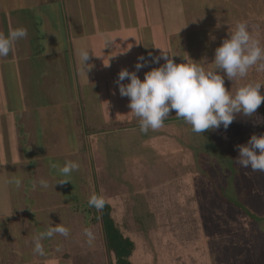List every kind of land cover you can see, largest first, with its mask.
<instances>
[{"label": "rangeland", "instance_id": "obj_1", "mask_svg": "<svg viewBox=\"0 0 264 264\" xmlns=\"http://www.w3.org/2000/svg\"><path fill=\"white\" fill-rule=\"evenodd\" d=\"M54 3L33 14L35 67H0V264H108L93 194L134 242L132 264H264V173L235 161L238 145L264 135V103L227 129L197 134L172 111L145 134L115 83L138 56L162 51L210 69L238 22L264 46V0ZM96 32L104 36L89 38ZM248 83H264V72L225 76L233 93ZM66 161L80 166L60 184L50 164ZM59 223L70 236L42 240L45 255L36 254L34 237Z\"/></svg>", "mask_w": 264, "mask_h": 264}, {"label": "clouds", "instance_id": "obj_2", "mask_svg": "<svg viewBox=\"0 0 264 264\" xmlns=\"http://www.w3.org/2000/svg\"><path fill=\"white\" fill-rule=\"evenodd\" d=\"M27 35V29L23 27L12 29L7 35L0 34V58L7 57L14 43ZM79 57L82 69L87 72L89 64L86 61L90 59V50L81 48ZM161 59L165 61L163 65L146 72L143 80L139 78L137 73L142 68L147 67L149 62L158 64ZM211 63L214 67L210 69L188 61L177 64L169 58L168 53L162 51L160 56L151 53L148 57L138 56L134 71L121 69L115 83L119 94L129 98L128 106L139 120L140 131L146 134L150 129L155 131L162 128L172 111L191 125V130L197 134L217 130L221 126L227 129L237 114L252 117L264 103V95L260 92L264 83L245 84L235 93L225 87V76L231 81L245 78L254 67L257 72H264V46L253 38L246 22L235 25L229 38L224 39L215 49ZM125 80L130 82L123 83ZM237 149L239 154L235 161L240 167L264 173V135H252L246 144L238 145ZM79 166V163L73 161H66L63 166L50 164L61 177H65L57 182L60 184L71 181L67 177L78 170ZM10 182L19 187L22 180L13 177ZM39 186L47 189L49 183L41 179ZM105 203L102 196L95 194L88 200L89 207L97 210H103ZM57 234L68 238L70 230L61 223L48 227L34 237V252L45 255L41 241ZM85 235L87 243L91 245L95 239L94 233L85 229Z\"/></svg>", "mask_w": 264, "mask_h": 264}, {"label": "crops", "instance_id": "obj_3", "mask_svg": "<svg viewBox=\"0 0 264 264\" xmlns=\"http://www.w3.org/2000/svg\"><path fill=\"white\" fill-rule=\"evenodd\" d=\"M59 0H0V34L7 35L12 29L23 27L27 29L28 35L14 43L7 57L0 58V67H35V20L33 14L35 9L55 4ZM32 23V27L28 24ZM107 35V34H106ZM104 35L96 32L89 38L99 39ZM33 56V57H31ZM0 94V100H2Z\"/></svg>", "mask_w": 264, "mask_h": 264}, {"label": "trees", "instance_id": "obj_4", "mask_svg": "<svg viewBox=\"0 0 264 264\" xmlns=\"http://www.w3.org/2000/svg\"><path fill=\"white\" fill-rule=\"evenodd\" d=\"M97 215V220L101 222L108 264H132L134 242L123 234L120 226L115 222L111 215L110 204L106 202L103 210H98Z\"/></svg>", "mask_w": 264, "mask_h": 264}]
</instances>
